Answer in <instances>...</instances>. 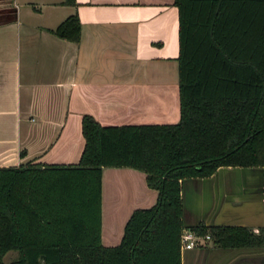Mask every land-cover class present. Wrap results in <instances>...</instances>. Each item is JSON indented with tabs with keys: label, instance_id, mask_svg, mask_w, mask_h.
Segmentation results:
<instances>
[{
	"label": "trees",
	"instance_id": "obj_1",
	"mask_svg": "<svg viewBox=\"0 0 264 264\" xmlns=\"http://www.w3.org/2000/svg\"><path fill=\"white\" fill-rule=\"evenodd\" d=\"M173 1L178 121L103 124L84 113L77 162L0 165V264H182L184 177L261 165L264 187V0ZM80 30L77 12L52 29L74 41ZM105 165L141 169L158 191L155 203L133 209L111 245L101 239ZM188 228L221 245L263 241L241 224ZM10 249L17 253L5 262Z\"/></svg>",
	"mask_w": 264,
	"mask_h": 264
},
{
	"label": "crops",
	"instance_id": "obj_2",
	"mask_svg": "<svg viewBox=\"0 0 264 264\" xmlns=\"http://www.w3.org/2000/svg\"><path fill=\"white\" fill-rule=\"evenodd\" d=\"M76 2L0 0V165L77 162L84 113L103 124L180 117L174 1ZM73 12L77 41L52 31ZM181 181L185 227L241 224L263 234L250 245L210 237L181 248L182 264H264L263 166L221 165ZM101 183V239L116 244L133 209L155 203L158 191L128 165L103 166Z\"/></svg>",
	"mask_w": 264,
	"mask_h": 264
},
{
	"label": "built area",
	"instance_id": "obj_3",
	"mask_svg": "<svg viewBox=\"0 0 264 264\" xmlns=\"http://www.w3.org/2000/svg\"><path fill=\"white\" fill-rule=\"evenodd\" d=\"M210 233H199L194 229L184 227L180 235V247L188 248L202 244L206 239L210 238Z\"/></svg>",
	"mask_w": 264,
	"mask_h": 264
},
{
	"label": "rangeland",
	"instance_id": "obj_4",
	"mask_svg": "<svg viewBox=\"0 0 264 264\" xmlns=\"http://www.w3.org/2000/svg\"><path fill=\"white\" fill-rule=\"evenodd\" d=\"M17 251L15 249H10L8 250L4 256H3V260L5 262H9L11 259H13L16 255Z\"/></svg>",
	"mask_w": 264,
	"mask_h": 264
}]
</instances>
